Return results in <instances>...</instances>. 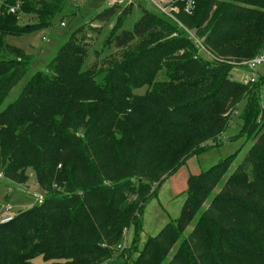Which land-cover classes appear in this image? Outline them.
I'll list each match as a JSON object with an SVG mask.
<instances>
[{
    "label": "trees",
    "instance_id": "16d2710c",
    "mask_svg": "<svg viewBox=\"0 0 264 264\" xmlns=\"http://www.w3.org/2000/svg\"><path fill=\"white\" fill-rule=\"evenodd\" d=\"M16 3L36 22L21 25L4 10ZM132 6L112 4L96 14L101 20L116 14L109 37L116 47H129L122 61L83 68L80 26L57 48L47 72H34L0 110L2 179L23 186L31 169L45 191L41 204L0 224V264H36V256L46 264H264V129L258 132L264 108L256 81L232 82L237 65L228 61L264 52V0H195L189 14L178 4L175 17L213 55L208 60L179 23L160 12L143 9L131 29H121ZM69 10L68 0H0V106L34 62L6 37L49 26ZM157 25L165 29L160 39H169L150 46ZM171 53L176 61L164 62ZM159 68L165 74L155 79ZM151 83L147 95H132ZM238 85L246 92L223 118L229 88ZM237 113L238 136L255 137L233 173L227 170L238 151L190 175L178 217L148 238L132 262L125 231L138 227L144 204L186 158L219 145ZM223 176L221 192L194 218Z\"/></svg>",
    "mask_w": 264,
    "mask_h": 264
},
{
    "label": "rangeland",
    "instance_id": "374dc122",
    "mask_svg": "<svg viewBox=\"0 0 264 264\" xmlns=\"http://www.w3.org/2000/svg\"><path fill=\"white\" fill-rule=\"evenodd\" d=\"M68 3L70 5V10L68 12L56 14L49 26L38 27L21 36L6 37L7 43L14 45L24 53L31 54L34 58V62L16 86L8 93L4 102L0 106V110L19 95L24 84L34 72L38 70L47 72V65L55 54L57 48L68 38L73 30L80 26H82V30L78 34V38L81 39L82 44L85 45L87 50L83 62V68L91 67L92 65L102 69L108 68L111 66L113 60L122 61L123 53L129 50V47H116L113 43L112 37H109L111 27L116 20V14L107 20L96 18L98 12L108 7L106 0H68ZM129 4H132L133 6L130 12L126 15L121 29H131L133 23L141 16L143 9L159 14L157 8L147 0H133L132 3H128L125 0L121 2V7L128 6ZM13 6H17L13 14L17 15V21L19 24L25 25L36 22V15L20 12L19 4L17 3L15 5H5L4 10L10 12L9 8ZM61 23H63V25ZM161 32H165L164 27L157 25L155 30L149 34L151 35L150 46L160 44L161 40L169 39V37L160 39ZM81 34H83V37H81ZM175 35L176 33H172V36ZM156 38L159 39L156 40ZM133 43L136 44L139 42L136 40L133 41L132 44ZM174 53H171L172 55H169V57L165 56L163 61H169V63L176 61L177 54ZM262 55L264 56V52H262ZM202 57L205 60L210 58L204 53H202ZM211 57L213 58L212 54ZM214 59H218L219 61L224 60L221 58ZM228 61L231 64L237 65L231 70V81L235 84H243L245 78L250 74L245 67L238 65V63L243 60L235 61V59L230 58ZM164 71L165 68H159L154 74L155 79H162L165 74ZM256 71L258 96L260 104L264 108V61L258 64ZM152 85L153 83L149 86L143 85L137 90H132V95L145 96L151 91ZM243 87L244 86L240 87L239 85L230 86L229 94L227 95L224 104V111L220 113L223 118H229V116L233 114L234 109L239 105V102L242 99H240V97L243 96L244 92ZM241 105L239 106L238 112H240ZM260 124L261 127H259L260 131L258 132H261V130L264 129V119L261 120ZM240 125L241 120L239 114H234L231 118L230 124L222 133L221 143L219 145L209 147L199 155H193L186 158L184 163L180 165L172 175L160 182L155 194L142 207L140 213L141 221L140 224H138V227L135 229V226L132 225L129 228V231H125L126 236L124 244L128 245L127 247L130 248V260L132 262L137 259L139 252L142 250L148 238L155 236L166 223L173 221L178 217L181 207L186 199L187 179L190 175L197 174L224 157L238 151L227 170L228 174L233 173L237 164L250 148L249 146H251L254 140L253 137H255L253 134L238 136ZM226 179V176H223L222 181L215 185L210 192L206 193V195L208 194L207 197L205 196L206 198H204L200 205L196 207L197 211L195 212L194 218L197 217L203 209H206L209 206L210 200L215 198L218 193L221 192V186L225 183ZM24 182L25 183L22 186L12 183L7 179H0V208L6 204V199L14 213L29 207L32 200L29 198L26 191L40 190L38 184L34 181V173L31 169L27 170V179ZM155 186L156 185L153 187ZM7 193H9L8 198L5 197ZM195 221L196 219L193 220L184 230V237L193 230ZM177 243L179 242H175L172 246L167 259L171 258V255L177 247ZM32 262L36 264L47 263L41 256H36L32 259Z\"/></svg>",
    "mask_w": 264,
    "mask_h": 264
},
{
    "label": "built area",
    "instance_id": "2783aa9c",
    "mask_svg": "<svg viewBox=\"0 0 264 264\" xmlns=\"http://www.w3.org/2000/svg\"><path fill=\"white\" fill-rule=\"evenodd\" d=\"M125 0H106L108 5L112 4H121ZM128 3H132L133 0H126ZM150 3H152L157 10L162 13L163 15L171 18L172 20L179 23V25L183 28L184 33L194 39L196 45L198 46V49L200 52L207 53L208 56H211L210 52L206 50V48L201 44L200 40L195 36L193 30H190L186 27H184L175 17V13L179 11L178 4L181 5V9L183 12L189 14L192 12V9L195 5V0H147ZM17 6H13L9 8L10 12H15ZM63 25V23H61ZM264 61V56L262 54L257 55L249 60H245L243 62L238 63L239 65L245 66L250 74L245 80L243 81V84H253L256 81L257 78V71L256 68L258 64ZM0 179H2V173L0 172ZM29 198L32 200V204H41L44 200L45 191L44 190H38V191H26ZM16 215L14 211H12V207L6 202L3 206L0 208V224L7 223L13 219V217ZM124 245H118V248H121Z\"/></svg>",
    "mask_w": 264,
    "mask_h": 264
},
{
    "label": "crops",
    "instance_id": "0c3cea01",
    "mask_svg": "<svg viewBox=\"0 0 264 264\" xmlns=\"http://www.w3.org/2000/svg\"><path fill=\"white\" fill-rule=\"evenodd\" d=\"M172 174H173V173H172ZM172 174H171V175H172ZM169 178H170V177H169ZM128 231H129V230H128Z\"/></svg>",
    "mask_w": 264,
    "mask_h": 264
}]
</instances>
